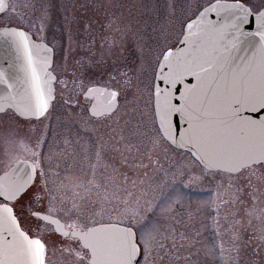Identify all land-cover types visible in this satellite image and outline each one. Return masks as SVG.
<instances>
[{
  "label": "rangeland",
  "instance_id": "374dc122",
  "mask_svg": "<svg viewBox=\"0 0 264 264\" xmlns=\"http://www.w3.org/2000/svg\"><path fill=\"white\" fill-rule=\"evenodd\" d=\"M171 2L8 0L0 22L21 24L53 47L57 77L51 110L29 123L35 127L30 134L39 136L40 199L14 207L29 227L34 209L68 226L130 225L147 252L140 264H260L264 164L237 173L206 170L158 134L149 96L152 71L161 48L176 43L184 19L182 0H175L174 16ZM134 56L129 85L121 73ZM104 65L110 69L106 85L122 98L114 113L92 118L88 101L80 106L88 81L83 66ZM5 115L11 124L23 123L11 111ZM37 235L48 243L47 264H88L75 243L60 240L49 225H40Z\"/></svg>",
  "mask_w": 264,
  "mask_h": 264
},
{
  "label": "snow or ice",
  "instance_id": "6c2138e0",
  "mask_svg": "<svg viewBox=\"0 0 264 264\" xmlns=\"http://www.w3.org/2000/svg\"><path fill=\"white\" fill-rule=\"evenodd\" d=\"M169 7L170 15L174 16L175 0ZM181 11L184 19L179 38L176 43L161 48L152 71L149 96L157 129L163 135L162 118L170 114V143L179 137L200 152L198 160L231 162L244 167L264 164V115H261L264 113V0H182ZM3 15L0 11V17ZM8 36L17 38L16 57L22 60L27 74L25 83L17 91L6 73L0 70V84L5 86V92L0 95V113L5 115L12 109V114L19 119L42 120L56 98L57 77L54 73L49 77L54 49L30 41L23 25L0 22V38ZM5 56H9L7 49ZM121 75L131 85L128 73ZM49 79L50 89L47 87ZM97 87L91 83L85 85L83 95L87 98ZM120 97L119 89H104L100 93L105 103L115 102L108 115L119 107ZM89 111L92 114L91 109ZM249 112L258 119L246 115ZM253 156L257 158L249 161ZM29 180L16 197V203L35 184V176H30ZM2 183L3 177H0ZM33 199L40 197L34 195ZM0 202L9 203L4 196H0ZM12 212L17 217L19 234L4 229L0 221V264H47L48 243L37 235L40 225H55L53 234L56 236L68 233L60 231L59 222L47 215H31L33 227H24L14 206ZM108 227L90 223L88 233H100L93 237L97 245H103L108 239L105 232ZM140 239L133 231V242ZM145 246H148L147 241ZM95 255L93 253L92 264H114L102 250L99 260ZM145 255V249L137 244L130 264H140Z\"/></svg>",
  "mask_w": 264,
  "mask_h": 264
},
{
  "label": "water",
  "instance_id": "95a60500",
  "mask_svg": "<svg viewBox=\"0 0 264 264\" xmlns=\"http://www.w3.org/2000/svg\"><path fill=\"white\" fill-rule=\"evenodd\" d=\"M8 6V0H0V11L4 12ZM28 32V31H27ZM29 34V40L34 43H43L45 46L52 48L47 43L36 40ZM18 48V40L15 37L8 36L3 39L0 38V70L4 71L8 76V79L15 85L17 91L21 88V86L25 83L26 77V69L22 62V60L17 59L16 50ZM5 49L8 50L9 56H5ZM9 57H11V65L9 67ZM53 72L49 71V77ZM194 82V81H193ZM97 90L89 93L87 98L91 99L88 113L90 114L89 109H91V115L99 116L103 114H108L112 107H114L115 102L110 100L108 103H105L100 99V93L104 91V89H109L101 85H96ZM47 87L50 89L52 87L51 79L48 80ZM5 92V86L0 84V95ZM84 92V91H83ZM82 96L85 97L82 93ZM106 97V94H105ZM107 98V97H106ZM12 110V109H10ZM252 119H258L252 113H246ZM264 115V113H261ZM162 137H168L165 139L170 145L173 147L185 150L190 153L195 161H197L201 166H203L207 170L217 171L218 169H224L222 172L227 173H236L240 171L243 167L241 164H234L231 162L225 163H209L205 161L203 158L197 159L196 157H200V152L194 148L193 146L184 143L179 137H177L172 143V127H171V117L170 114H166L162 118ZM183 125H181V132L183 133ZM160 132V131H159ZM161 134V132H160ZM257 157L253 156L249 158L250 160L256 159ZM254 164V163H253ZM251 164V165H253ZM248 167V166H247ZM34 164L31 161H19L14 166H12L6 173L2 174L0 177H3V183L0 184V196H4L9 203L16 199L20 195V193L26 188L28 183H30L29 177L34 175ZM220 171V170H219ZM0 202V221H2V227L6 230L11 231L14 235L19 234V227L17 226V219L13 215L12 207L10 204ZM32 215L44 216L47 215L49 217L54 218L60 224L59 230L62 232L68 233L66 236L76 237L82 246L87 252L89 264H92L93 253H95V259L99 260L100 252L103 251L104 255L112 260L114 264H130L132 256L135 254V250L137 248V243H134L132 240V232L133 228L119 224L114 222H106L99 223L103 225H109L105 232L108 236L103 243V245H97L93 239L96 235H99L98 232L88 233V228L85 230L81 229H68L65 228L64 223L56 216L40 212V211H32ZM53 230L55 225L49 223ZM35 248L36 246L33 245Z\"/></svg>",
  "mask_w": 264,
  "mask_h": 264
},
{
  "label": "flooded vegetation",
  "instance_id": "af4514ba",
  "mask_svg": "<svg viewBox=\"0 0 264 264\" xmlns=\"http://www.w3.org/2000/svg\"><path fill=\"white\" fill-rule=\"evenodd\" d=\"M83 68V67H81ZM116 71H122L118 67L115 69ZM128 71V68L125 69V72ZM80 79V78H77ZM65 80V78H64ZM67 81L68 78H67ZM121 93V92H120ZM122 95V94H121ZM81 107H84V103L86 104V101H88L85 98H81ZM122 96L120 97L121 100ZM72 104H75L74 101L71 102ZM89 103V101H88ZM88 116H90L88 113H86ZM11 116L17 118L19 121L23 122L21 125L19 124H11L12 118L8 115H5L4 118H0V175L2 173L7 172L12 166H14L19 161H33L34 156H36V160L38 163V166H40L38 157H39V151H38V141L39 136L36 130L33 134H30V131L34 130L35 127L31 126V123L33 120H22L19 119L17 116H14L11 112ZM94 118V117H92ZM99 118V117H95ZM41 172V171H40ZM43 187V175L39 174L38 171L35 175V184L29 189L27 195L23 196L20 200V202H32L35 199H33L34 195H41L39 194L40 191L37 189L40 188L42 190ZM16 204L14 201L12 203V207ZM20 217L21 223L24 225V227H29V219H23V217ZM27 222V225H26ZM61 240H71L73 243L76 244L79 251H81V248L79 247V244L76 239L73 238H60ZM70 242V241H69Z\"/></svg>",
  "mask_w": 264,
  "mask_h": 264
},
{
  "label": "trees",
  "instance_id": "16d2710c",
  "mask_svg": "<svg viewBox=\"0 0 264 264\" xmlns=\"http://www.w3.org/2000/svg\"><path fill=\"white\" fill-rule=\"evenodd\" d=\"M104 66H106V65H104ZM102 67L103 66H101V67L99 66L93 70H86V74L84 76V79L88 80L87 83H94V82L101 83L103 81V76L106 75V73L108 72L109 69L106 67H103V68ZM89 71L91 72V75H90ZM260 258L263 259L262 257H260ZM254 263H256V262H254ZM260 264H264V259H263V262Z\"/></svg>",
  "mask_w": 264,
  "mask_h": 264
}]
</instances>
